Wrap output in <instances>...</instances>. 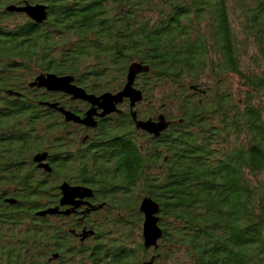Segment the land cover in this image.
I'll return each mask as SVG.
<instances>
[{
  "label": "trees",
  "instance_id": "obj_1",
  "mask_svg": "<svg viewBox=\"0 0 264 264\" xmlns=\"http://www.w3.org/2000/svg\"><path fill=\"white\" fill-rule=\"evenodd\" d=\"M25 2L47 7V21L6 14ZM133 64L147 69L135 110L149 109L132 111L145 119L164 108L168 128L151 149L136 131V145L117 151V172L102 174L110 205L99 264H264V0H0V89L9 92L0 170L6 163L12 181L34 154L65 143L71 122L44 105L58 96L31 87L37 77L71 76L101 97L123 90ZM129 119L116 122L118 135L133 131ZM146 197L160 204L164 232L150 258L133 238Z\"/></svg>",
  "mask_w": 264,
  "mask_h": 264
},
{
  "label": "flooded vegetation",
  "instance_id": "obj_2",
  "mask_svg": "<svg viewBox=\"0 0 264 264\" xmlns=\"http://www.w3.org/2000/svg\"><path fill=\"white\" fill-rule=\"evenodd\" d=\"M4 24L7 23L4 21ZM44 91L58 96L52 99V103L60 104L59 107L81 119L94 109L95 125L68 123L64 131L66 136L62 138L65 143L42 152L47 154L43 161L35 159L41 153L34 154L28 165H24L20 173L16 172L17 177L12 181L7 164H2L0 264H99L106 245L105 209L108 212L110 205L101 194V176L106 171L117 172V151L125 142L136 145V131L146 134L141 146L144 148L151 149V144L160 138L138 130L133 113L141 111L138 108L132 111L129 100L117 105L112 114L101 117L103 110L89 102L74 100L64 93ZM8 94L7 88L0 89L1 108L2 100ZM153 106L150 104V108ZM60 116L65 122V116L62 113ZM120 117L127 125L129 117L132 119V132L118 135L121 130L115 129ZM162 118L164 108L158 111L155 108L145 119L138 115L137 120L159 121ZM6 140L4 136L2 141ZM64 186L78 188V191L65 196ZM132 197L135 202V196ZM48 210L55 213L41 215ZM46 230L49 237L41 240L40 234Z\"/></svg>",
  "mask_w": 264,
  "mask_h": 264
},
{
  "label": "water",
  "instance_id": "obj_3",
  "mask_svg": "<svg viewBox=\"0 0 264 264\" xmlns=\"http://www.w3.org/2000/svg\"><path fill=\"white\" fill-rule=\"evenodd\" d=\"M7 12L10 14H24L36 24H43L47 21L48 18L47 7L43 5L33 6L28 2H25L23 6L11 5L7 8ZM146 71L147 69L142 65H131L127 75V82L123 90L115 95L111 93H106L101 97L88 95L83 89L74 85V78L71 76L59 77L54 74L40 75L31 84V87L46 89L48 92L52 93H64L72 96L74 100H82L89 102L92 105L99 107V109L103 110L101 117H105L115 112L117 110L116 106L122 104L125 99H128L130 101L132 109H135L137 104L143 102V94L140 90L135 88V81L137 79L138 74ZM44 105L49 108L58 109V111H60L65 116V120L67 122H75L88 126L95 125L93 120V115L95 113L94 109L88 113V116L85 119H81L80 117L75 116L73 113L67 112L63 108H60L58 104L45 103ZM133 117L136 120L138 129H141L155 137H159L168 128V123L165 118H162L159 121H139L137 120L136 112L133 113ZM46 156L47 154L38 155L35 159L36 161H43L46 159ZM77 189L78 188H70L69 186H64L62 188L65 196H69L71 192L73 194H76V192L78 191ZM140 212L144 216L142 233L144 248L146 250L152 248L158 250L160 248V242L164 237V232L160 227V222L162 219L161 217H159L161 212V206L160 204L152 200V198L146 197L143 199L140 205ZM54 213L55 211L48 210L42 213L41 215L47 216ZM156 258L157 257L155 256L150 261L145 262L144 264H154Z\"/></svg>",
  "mask_w": 264,
  "mask_h": 264
},
{
  "label": "rangeland",
  "instance_id": "obj_4",
  "mask_svg": "<svg viewBox=\"0 0 264 264\" xmlns=\"http://www.w3.org/2000/svg\"><path fill=\"white\" fill-rule=\"evenodd\" d=\"M235 79V78H234ZM237 82V81H236ZM149 108H147V105H142V108H141V111H147ZM105 216H107V214L105 213ZM142 226L143 224L141 223L140 224V230H135V233H134V243H138V244H142L143 243V239H142ZM110 232H112V229H110ZM120 232H122L125 236L127 235L125 231H122V229H120ZM121 235V234H120ZM110 239H114V240H120L118 239L119 236L117 233H112L108 236ZM122 238V235L120 236ZM128 243L130 242L129 240L127 241ZM136 244H132L131 246H136ZM134 248V247H133ZM148 252V257L150 258L154 253L151 249L147 250ZM148 262V260H147Z\"/></svg>",
  "mask_w": 264,
  "mask_h": 264
}]
</instances>
